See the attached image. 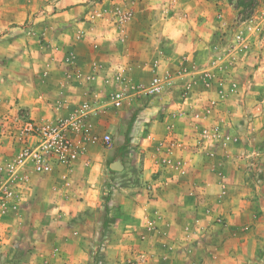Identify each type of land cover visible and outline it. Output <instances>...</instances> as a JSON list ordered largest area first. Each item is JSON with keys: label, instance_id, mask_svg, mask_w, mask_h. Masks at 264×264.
I'll use <instances>...</instances> for the list:
<instances>
[{"label": "rangeland", "instance_id": "rangeland-1", "mask_svg": "<svg viewBox=\"0 0 264 264\" xmlns=\"http://www.w3.org/2000/svg\"><path fill=\"white\" fill-rule=\"evenodd\" d=\"M205 1L214 7L219 28L227 31L226 38L221 30L217 31L218 41L211 48V56L204 65L194 63L188 69L187 59L183 57L175 69H161L166 59V41L165 36L161 38L158 34L164 23L179 25L195 20V13L189 6L192 7V4L202 0H183L184 8H178L179 0H163L159 11L149 14H137L136 8H139L144 0H106L105 9L96 6L101 0H91V10L82 17V21L87 24L76 29L74 40H88L90 53H103L113 59L103 64L93 61L92 70L87 75H81L75 66L74 49L68 48L61 52L60 46L52 47V59L62 53V59L74 66V71L63 70L67 78L75 76L76 81L86 79L92 83L103 71V90L88 88L82 101L72 108H68L67 104L61 101L55 106L56 113L45 119L54 123L58 119L63 120L65 126L60 133H65L73 139L79 152L75 163L83 158L82 165L88 173L76 181L71 175L73 168L57 175L59 177L54 176L52 171L46 174L29 173L25 187L24 179H21L23 171L12 175L7 166L27 148L29 140L26 124L39 122L31 119L29 112L24 109H19L13 114L0 115V146L8 144L14 151L13 156L0 163V219L6 217L18 222L13 226L4 227L0 234V264H56L53 260L60 257L61 247L57 241L58 237L50 233L53 222L59 228H73L72 236L77 245L83 243L86 238L82 225L90 222L95 225V230L98 227L97 235L95 230L88 231L91 235L90 243L95 247L87 264H175L170 254L178 247L183 249L186 254L184 256L188 257L187 262L181 264H264V151L255 142L256 127L252 122L253 113L250 112L243 124L244 128H247V141L243 144L242 152H229L231 146L238 145L241 141L239 134L228 131L232 125L230 119L228 120L227 109L223 108L230 97L240 93V86L231 79L240 59L245 61L250 55L263 49L264 0H257L255 14L249 21L242 23L238 22L237 13L235 19L231 18L227 22L218 1ZM39 7L32 15L33 18L45 16L44 8ZM138 18L142 20L140 25L135 22ZM131 24L137 25L139 29L149 28V33L152 28L160 27V30L151 34V37L148 36L147 43L150 44L147 48L146 45L136 44L140 40L139 35L143 36V30L137 31L139 35L136 38L130 37ZM23 27H27L26 22ZM36 38L39 45L45 42L43 34H36ZM103 43H106V46L101 47ZM131 47L133 54L128 50ZM145 48L150 50L148 60ZM138 57H143V60H136ZM139 66L142 71L137 69L136 73L132 74ZM44 70L45 78L49 68ZM187 75L193 77L183 84L180 93L183 102L189 101L196 87L200 86L205 92L213 90V96L207 99L203 106L189 113L192 140L187 141L184 139L186 136L178 135L174 130L177 128H174L172 123L165 125L164 136L155 139L151 134L140 132L141 127L138 121H135L136 116H130L128 119V115L123 118L117 131L112 132V142L109 146L102 142L90 145L80 139L83 131L98 137L105 133L97 132L89 120L90 117H111L117 115L116 112L121 115L128 114L127 110L121 108L128 103L131 105L138 102L134 104H139V111L149 102H161L162 95L174 85L175 79ZM155 76L164 82L163 92L160 95L144 94L143 89ZM178 89L180 91V88ZM116 91L125 94L119 108L111 104V96ZM261 95L263 94L260 91L256 97ZM258 97L252 99L251 111L258 112L264 106V99ZM84 103L89 104L92 111L81 117L78 110ZM183 115L188 116L186 112ZM214 115V123H203ZM171 116L174 119L181 114L176 112ZM119 146L124 149L125 158L116 154ZM90 148L91 154L84 158ZM230 153L244 169L245 186L243 190L234 191L229 196L224 163L231 158ZM198 155L212 161L210 170L217 176L214 203L203 205L202 199L197 198L201 204L192 206L196 213L192 216L194 220L187 221L180 231L173 232V236L169 237V223L161 218L157 208L148 210L145 206L150 201L157 200L159 192L163 189L187 176L194 167V157ZM119 157L124 170L111 171L109 164ZM148 162L146 170L150 171L149 179L141 182L143 166L145 163L148 165ZM93 169H98L100 176L95 177L96 171ZM94 177L98 181H95ZM34 179L39 185L38 188L33 184ZM128 185L144 195L145 203L144 200L136 202L137 207L135 206L133 214L136 217L132 218V223L129 222L132 227L116 234L113 225L120 210L113 202V193L118 190V193L124 194L122 188ZM51 194H55L57 198L51 199ZM188 195L196 198L195 190L190 189ZM154 238L157 240L155 245ZM197 241L201 243L196 253L194 245ZM108 244L118 246L124 253L105 254Z\"/></svg>", "mask_w": 264, "mask_h": 264}, {"label": "crops", "instance_id": "crops-1", "mask_svg": "<svg viewBox=\"0 0 264 264\" xmlns=\"http://www.w3.org/2000/svg\"><path fill=\"white\" fill-rule=\"evenodd\" d=\"M90 1L30 0L27 2L26 0H0V115L13 114L19 109H24L29 112L31 119L36 122H41L56 113L55 106L61 101H64L68 108H72L82 101L88 88L89 90L95 88L104 89L101 81L103 71L99 73V76L97 75V78L92 83L86 81V79L76 81L75 76H69L68 78L64 76L63 70L74 71L75 69L74 66H71L72 64H68V62L62 59V53H59L55 59L51 58L52 47L54 45L60 46L62 49L61 52H64L68 48L74 49L76 52L75 66L79 69L81 75H87L91 72V63L93 61L102 62L103 64V62H110L113 59L107 55H103V53L97 55L90 53L88 40L80 42L74 40L76 29L78 27H85L87 24L82 21V17L91 10L92 5ZM162 1L144 0L140 7L136 8L138 9L137 14L143 12L144 14H149L152 11H159L163 4H161ZM217 3L221 4L220 7L223 9V16L227 22L231 18L235 19L237 12L231 5L225 0L218 1ZM178 4V8H184L183 0H179ZM39 6L44 8L45 11L43 13L45 16L33 18L32 15L35 14L34 12ZM96 6L105 9L106 0H101V3ZM189 7L195 13V20L179 25H168L164 23L161 31L158 32L161 38L165 36L166 41L164 49L166 59L161 69L163 67L169 68L170 70L175 69L174 67H177V63L183 57L187 59V68L194 63L204 65V62L211 56V48L218 41L217 31L221 30L226 38L227 30L219 28V23L215 18V9L211 3L202 0V2L192 4V7ZM25 22L27 23V29L23 27ZM135 22L137 25H140L142 20L138 18ZM137 25L131 24L129 28L130 37L132 36V39L136 38L139 35L137 31L143 30V36L139 35L138 37L141 41L138 40L136 44H143L148 48L150 44V42L147 43L148 36L151 37V34L157 33L160 27L152 28V32L149 33V28L145 29L143 27V29H139ZM36 34L44 35L45 42L42 45L38 44ZM262 43L264 45V42ZM105 44L103 43L101 47L106 46ZM147 48H145L147 52L146 60L151 55L150 50H147ZM128 50L131 54L134 53L132 47ZM249 57L245 61L244 59H240L237 67L232 72L231 79L236 81L240 86L239 95L230 97L223 107L227 109L229 114L228 120L230 119L232 125L228 131L232 134H239L241 141L240 144L229 148V152L233 154L241 153L243 144L247 141V128L245 129L243 124L247 120L246 117L250 112L251 114L253 113L252 122H254L256 127L254 134L255 142L264 151V106L258 112L251 111L250 109L253 103L252 99L257 98L258 96L256 97V95L260 91L264 95V46L262 50H259ZM136 60L142 61L143 57H138ZM45 68L47 70L49 68V70L48 75L44 78ZM137 69L142 71L139 66L132 71V74H135ZM191 77L193 75L175 79L174 85L162 95L163 97L160 100L163 101L161 102H149L139 111H137L139 104H134L138 102H133L131 105L128 103L121 107L122 110H127L128 114L121 115L120 112L119 114L116 112L117 115L115 116L97 115L90 117L89 120L94 124L97 132L104 131V134L112 136V132L117 131L118 127L122 124L123 118L127 115L128 119L130 116H136L135 121L137 120L138 125L141 127L139 129L140 132H144L146 135L151 134L153 137L155 136V139L164 136L166 132L165 125L172 123L175 125L174 128H177L174 129L177 134L182 137L186 136L184 139L190 141L192 140V129L189 113L194 111V109L196 110L197 107L200 108L203 106L207 99L213 96V90L211 92H205L199 86L193 90L189 101L187 103L183 102L180 95L181 89L184 82ZM178 88H180V91ZM263 95L258 98L264 99ZM257 103L255 102V104ZM176 112H179L181 116L172 119L171 115ZM185 112L188 116L183 115ZM215 116L208 118L203 123H214L216 120ZM28 144H33V141L30 139ZM13 154L14 151L8 147V144L0 146V163L13 156ZM87 154L84 158L91 154V148ZM116 154L125 158L124 149L120 146ZM230 157L224 163L229 196L234 191L243 190L245 186L244 169L233 159V155ZM81 160L74 163L71 167L73 168L71 169V175L75 181L76 179H80L82 175L88 173L87 169L83 167ZM115 161H120L123 166L122 169L124 170V165L120 157ZM194 161V167L187 176L179 178L176 181L177 183H173L166 187V189H163L159 192L157 200L150 201L145 206V209L148 208V210H152L154 207L157 208L161 213V218H164L169 223L171 227V230L168 232L169 237L173 236V232L180 231L187 221L194 220L192 216H195L196 213L193 211L192 206L201 204L197 198L202 199L203 205H211L214 203L217 176L210 170V162L212 161L201 155L195 156ZM149 162H151L150 159ZM149 162L148 165L145 163L143 166V175L140 177L141 182L149 179L150 171L146 170L148 169ZM66 170L65 167L57 165L52 172H54V176H57ZM94 171H96L95 177L100 176L98 169ZM37 177L38 175L34 178L37 179ZM35 179L33 184L35 188H38L37 186L39 185ZM95 181L98 180L95 179ZM262 186L264 191V180ZM190 189L195 190L196 198L189 197L188 191ZM122 191H124V194L118 193V190H115L113 193V202L119 206L120 210V214L113 225V230L116 234H118V231L121 233L123 229L128 230L130 226L132 227V225H129V222L133 217H136V215H133L135 206L137 207L136 202H143L144 200L145 203L144 195L136 192L135 189H132V186L128 185L123 187ZM130 192H133V194H130ZM50 196L51 199L57 198L55 194H51ZM150 216L152 217L153 215L151 214ZM14 223L18 222L12 218L5 217L0 219V234H2L4 227L13 226ZM51 226L53 228L50 233L58 237L57 241L61 247L60 257L55 258L53 261L56 264H87V260L90 258L89 255L93 253V248L95 247L90 243L91 235L88 231H94L95 225L90 222L82 225L83 232H86V238L79 245H77V241L72 236L73 228L69 226L59 228L54 222ZM133 229L135 230L136 228L133 226ZM97 233L98 227H96L95 235ZM156 242L157 240L154 238L153 244L155 245ZM200 243L197 241L194 245L196 246V253L199 250ZM180 250L181 248L178 247L176 251L170 254L175 264L187 262L188 257L184 256L186 254L183 252V249ZM121 253L124 252L119 250L118 246L114 244L107 245L105 254L118 255ZM190 256H192V253Z\"/></svg>", "mask_w": 264, "mask_h": 264}, {"label": "built area", "instance_id": "built-area-1", "mask_svg": "<svg viewBox=\"0 0 264 264\" xmlns=\"http://www.w3.org/2000/svg\"><path fill=\"white\" fill-rule=\"evenodd\" d=\"M163 88L164 82L155 76L143 91L144 94L160 95ZM124 98L125 94L123 92L116 91L111 96V104L115 108H119L122 106ZM91 111V107L87 103L81 105L78 110L81 117ZM26 126L28 127V140L34 139L33 144H28L27 148L16 157L14 162L7 166V170L12 172V175L23 171L21 179H24L23 185L25 187H27L29 173L46 174L51 172L57 165L66 169L73 166L78 159L79 152L76 150L73 139L65 133H60L62 127L65 126L63 120L58 119L56 123L51 121H41L37 124L28 122ZM80 139L90 145L102 142L104 145L109 146L112 142L109 134L98 137L86 131H83Z\"/></svg>", "mask_w": 264, "mask_h": 264}, {"label": "trees", "instance_id": "trees-1", "mask_svg": "<svg viewBox=\"0 0 264 264\" xmlns=\"http://www.w3.org/2000/svg\"><path fill=\"white\" fill-rule=\"evenodd\" d=\"M221 1V0H214ZM237 12L238 22H247L255 14L258 6L257 0H225Z\"/></svg>", "mask_w": 264, "mask_h": 264}, {"label": "water", "instance_id": "water-1", "mask_svg": "<svg viewBox=\"0 0 264 264\" xmlns=\"http://www.w3.org/2000/svg\"><path fill=\"white\" fill-rule=\"evenodd\" d=\"M109 168H110L111 171L118 172V171L122 170L123 166H122L120 161H115V162L110 164Z\"/></svg>", "mask_w": 264, "mask_h": 264}]
</instances>
